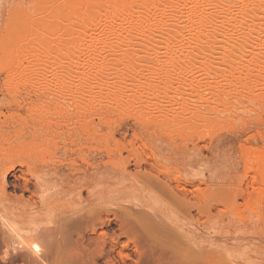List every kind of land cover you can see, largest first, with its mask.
<instances>
[{"label": "rangeland", "instance_id": "1", "mask_svg": "<svg viewBox=\"0 0 264 264\" xmlns=\"http://www.w3.org/2000/svg\"><path fill=\"white\" fill-rule=\"evenodd\" d=\"M62 1L17 0L11 11L27 6L24 11L36 17L45 6L55 19L65 8L66 11L71 4H76L65 18L60 17L64 18L63 25H76L72 27L75 31L55 29L56 21L42 28L43 24L42 27L32 23L30 26V20L20 19L22 16H13L8 21L0 17V264H66L60 257L69 253H85L83 258L86 259L92 251L93 255L99 251L97 240L103 232L116 240L117 247L110 251L112 245L107 243L97 264L113 259L119 261L117 252L129 239L121 235L120 220L116 218L125 211L130 216L139 215L142 223H150L154 218L149 222V215H146L148 221L142 219L145 217L138 206L144 205L164 221L167 218L181 220L184 228L191 231L189 236L196 235L197 241L209 243L219 237H232L234 240L230 243L240 245L244 250L240 248L242 255H248L245 258L239 250H233L245 259L236 261L258 262V257L264 253V33L250 36L245 32L241 36L227 32L213 39L211 36L213 29L222 25L224 14L236 17L241 12L249 14L257 8L254 4L260 3L256 0L178 2L175 14L186 7L184 16H180L184 20L164 16L159 19L168 21L171 30L179 20L183 22L181 25L178 22L176 27L183 25V28L196 21V27H206L204 32L211 34L209 39L214 41L209 45L205 43L208 39L197 41L192 35L197 36L198 27H193V23V28L188 27L193 29V34H187V30L182 33L187 34L186 40L189 35L190 42L185 40L181 47L189 44L195 48L184 49L179 45L177 48L182 49L179 53L174 46L170 54L167 49L174 44L165 48L168 41L164 42L163 37L167 34L148 32L144 36L141 31L135 34L130 30L127 33L132 27L148 28L155 24L157 18L140 17L137 11L146 4L149 10H154L159 4L157 0H133L131 4L127 2L128 7L119 5L120 15L114 13L116 8L111 10L109 3L103 5L104 8L98 6L100 0H95L96 8L87 7L88 2L79 4L78 0H64L69 2L65 7ZM163 2L169 3L168 0ZM198 9L209 17L207 20L196 17L190 22L189 15ZM237 23L232 21L230 25L235 28ZM108 26L115 28L107 33ZM116 28L120 32H116ZM41 34L46 44L40 42ZM130 37L135 43L151 42L154 37L162 39L164 44L159 42L158 48L155 39L152 41L155 45L147 43L148 47H144V43H140L142 47L137 46L139 43L134 47L121 46V41ZM197 42L204 49L198 47ZM111 43H115L111 45L115 48L117 44L124 49L107 51ZM151 45L156 49H149ZM175 51L178 52L175 54ZM62 77L66 81L65 89L57 81ZM29 90L46 91L48 96H33L23 101L22 97ZM61 90L63 95L58 96ZM212 144L215 149H211ZM217 153L220 160L209 162ZM141 160L139 168L135 167L136 161ZM42 167H50L52 191L50 197L41 202L32 173ZM153 176L181 194L177 189L179 184L193 202V191H200L203 199L200 197L202 200L198 201L209 202L207 205L212 204L216 210L211 209L208 217H199L196 211H183L181 203L163 186H157ZM176 178L181 182L174 181ZM239 191L251 195L235 199L234 193ZM216 193L219 198L215 197ZM91 210L93 214L96 211L94 220L99 219L95 223L90 221L93 220ZM76 214L80 217L87 214L92 219L81 218L89 224L80 219V227L76 225L75 230L71 221ZM133 216L131 218L137 222L138 217ZM3 222L11 225L15 232L6 230ZM66 227L71 228L69 236L70 230ZM50 229L53 233L45 232ZM55 230L67 231V238H72L63 242L55 235ZM52 240L61 250L51 244ZM62 242L72 249L67 247L66 250ZM42 245L52 249L42 248ZM133 247L130 242L129 249L125 250L130 261L137 259ZM76 248L80 252H76ZM28 251L37 252L41 261H28ZM130 261L126 263L132 264Z\"/></svg>", "mask_w": 264, "mask_h": 264}, {"label": "bare ground", "instance_id": "2", "mask_svg": "<svg viewBox=\"0 0 264 264\" xmlns=\"http://www.w3.org/2000/svg\"><path fill=\"white\" fill-rule=\"evenodd\" d=\"M60 1V0H59ZM62 1V0H61ZM64 1V0H63ZM62 1V3H64L63 4V6H65V4H68V3H65V1L63 2ZM68 1V0H67ZM75 1V0H74ZM93 2L94 4H92V3H90V2ZM98 1V0H97ZM130 1V3H128V4H131L132 3V1L133 0H100V2L98 1V6L99 5H102V7L101 8H104L103 7V5H105L106 3H107V5H108V3H109V5L111 6V10H112V7H114V8H116V10H115V12L114 13H116V14H119V12H121L120 11V9H118L119 7V5H127V7H128V4H127V2H129ZM144 1H147V0H144ZM157 1H159V4L158 5H156L155 6V8H154V10H149L148 8V4H146V5H141L140 7H142V8H140V9H138V15H140V17H155V18H157V20H156V22H155V26L154 25H152V26H150V27H148V28H141V27H132L131 29H128L127 30V33H128V31L130 30L132 33H133V31H135V34H136V31H141L142 33H140V34H145L144 36H146V34H148V32H149V34H151V33H158V32H160V34L161 33H164V34H167V36H165V37H168L167 39L165 38V37H163L165 40H164V42L166 41H168L167 43H165V48H168L169 46H170V44H174V45H171V47L169 48V49H167V51H171V49L173 50L174 49V46H176V48L175 49H177V50H180V52L179 53H181V51H182V49H178L177 48V46L179 47V45H180V47L179 48H182L181 47V45H182V43H184L185 44V37L187 36V34H189V32H192V34H193V27H196V25H195V22L196 21H192V19L193 20H196L197 18L196 17H198L200 20H202L203 18H205L206 20H207V18L209 17L207 14L208 13H206L204 10H201V11H199L200 9H198V11H195L194 13H191L190 15H189V17L191 18V19H189V21L191 22L192 21V25H193V23H194V26L192 27V25H191V23L189 22V21H187L188 23H190L189 24V26H191L192 28H188V27H186L185 26V28H183L182 26H177L176 27V25L178 24V22H180V25H181V22H183V18H180V16L182 17V15H183V13L185 12V10H186V7H182L179 11H178V14H175V12H176V8L178 7L177 6V4H178V2H185L184 0H168L169 1V3L167 4V5H165L164 4V2H163V0H157ZM259 2L260 4H256L255 2V4H254V6H256L257 5V8H254L253 10V12L252 13H243V12H241L237 17L235 16V15H233V14H231V13H226V14H224L223 16V19L221 20V23H222V25L221 26H217L216 28H214L213 30V36H211L212 37V39L213 38H215L216 37V35H218V34H221V33H227V32H235V33H240V35L242 34V33H245L246 32V35H247V33H248V35L250 34V36H252L251 34H258V33H261L262 35H263V33H264V0H256V2ZM77 2V1H76ZM89 3V5H87L88 3ZM147 2H149V0L147 1ZM146 2V3H147ZM77 3H79V4H84V3H86V5H87V7H89V6H92V5H94L95 6V4L97 3H95V0L93 1V0H78V2ZM125 3V4H124ZM143 4H145V2H143ZM155 4V3H154ZM253 4V3H252ZM17 5V0H0V17L1 16H3L4 17V19L6 20V21H8V20H10L13 16H17L18 18L20 17V16H22V17H20V19H22V18H24L23 20H25V21H28V19L30 20L29 21V23H30V26H31V23L32 24H35L34 26H38L39 25V27L41 26L42 28H44V24H46V23H48V22H51L52 23V21H56L57 22V24L55 25L56 26V28L53 26V28H55V29H60V30H65V31H70V29H72L71 31H75L72 27H74V26H76V25H63L64 23H63V20H64V18L68 15L67 14V12H69V13H71V10H72V8L73 7H75V6H77L76 4H71V7L70 8H68V10L69 9H71L70 11H68V10H66L65 11V9H64V12H61V16L60 17H64V18H60L59 16V18H56L55 17V19H54V17L53 18H51V12L48 10V8L47 7H45L44 6V8H41L42 10L40 11V12H38V14L36 15V17L34 16V17H32L31 15H29L27 12H25L24 11V9L27 7H22V8H20L19 10L18 9H16V10H13V11H11V9H12V7H15ZM97 5L95 6V8L97 7ZM180 5V4H179ZM68 6V5H67ZM129 6H131V5H129ZM30 7H31V5H30ZM66 7V6H65ZM79 7V6H78ZM87 7H85V8H87ZM127 7H124V8H127ZM148 7V8H147ZM188 7V6H187ZM9 8V9H8ZM77 8V7H76ZM80 8V7H79ZM78 8V9H79ZM8 9V10H7ZM22 9V10H21ZM90 9H92V8H90ZM122 9H123V7H122ZM26 10V9H25ZM28 10H30V9H28ZM82 10V9H81ZM84 10V9H83ZM89 10V9H88ZM93 10H96L97 11V9H94V7H93ZM93 10H89L90 12H91V14H93V15H95V13H94V11ZM101 10H105V9H101ZM126 10V9H125ZM124 10V11H125ZM128 11H130L131 9H127ZM73 11H76V10H74L73 9ZM86 11H87V9H86ZM93 11V12H92ZM35 12H37V11H35ZM104 12V11H103ZM107 12V11H106ZM131 12V11H130ZM133 12V11H132ZM87 13V12H86ZM108 13H109V11H108ZM122 13V12H121ZM128 13V12H127ZM134 13V12H133ZM132 13V14H133ZM113 14V13H112ZM116 14H113V15H116ZM19 15V16H18ZM90 15V14H89ZM120 15V14H119ZM211 15V14H210ZM29 16H31V17H29ZM91 16V15H90ZM168 17L169 19L171 18L172 20H177L178 18H180V19H183L182 21L181 20H179V21H175L176 22V24H175V29L173 28V30H171L172 28H169L168 27V21H166V20H163L164 18H162V19H159V18H161V17ZM184 16V15H183ZM218 16V15H217ZM29 17V18H28ZM246 17H248V19L246 20L245 18ZM17 18V19H18ZM167 18V19H168ZM177 18V19H176ZM194 18H196V19H194ZM214 18H215V16H214ZM13 19V18H12ZM11 19V20H12ZM52 19H54V20H52ZM205 19H204V21H205ZM232 21L234 22V21H236V23L238 24H236L237 26L235 27V28H233V26H231L230 24L232 23ZM56 22H54V24L56 23ZM187 22L185 23V21H184V23H185V25L187 24ZM203 22V21H202ZM27 24H28V22H26ZM39 23V24H38ZM201 23V22H200ZM248 23H249V25H248ZM66 24V23H65ZM246 24H247V26H246ZM50 25V24H49ZM33 26V25H32ZM46 26V25H45ZM98 26V25H97ZM200 26H202V25H200ZM71 27V28H70ZM179 27V29H177ZM198 27V31H196V33H197V36L196 35H192L193 37L195 36L196 38H198L197 39V41L199 40V42H201L202 40H204V39H208L205 43H207L208 45L210 44V43H213V41L214 40H212V42H211V39H209V36L211 35V34H209V36H208V34H206V32H204V31H206L205 29H206V27H200L199 28V25L197 26ZM196 27V28H197ZM48 28H49V26H48ZM51 28H52V26H51ZM69 28V29H68ZM92 28V27H91ZM97 28V27H96ZM113 28H115V27H107L106 28V32L107 33H109L108 31L110 30L111 31V29H113ZM118 28V27H117ZM117 28H116V32L117 31H119L120 32V30L118 29L117 30ZM182 28V29H181ZM196 28H194V29H196ZM47 29V28H46ZM50 29V28H49ZM82 29V28H81ZM81 29H78L79 31L81 30ZM84 29V28H83ZM100 29V28H99ZM103 29H105V28H103ZM44 30V29H43ZM77 29H76V31H78ZM84 30H86V29H84ZM84 30H81L80 32H83L84 33ZM92 30V29H91ZM93 30H94V28H93ZM114 30V29H113ZM112 30V31H113ZM184 30H187V31H185V32H187V34L186 35H184V34H182V33H184ZM49 31H51V30H49ZM78 31V32H79ZM102 31V30H101ZM104 31V30H103ZM97 32V31H96ZM121 32H123V30L121 31ZM131 32H129V33H131ZM139 32H137V33H139ZM147 32V33H146ZM174 32V33H173ZM46 33H47V31H46ZM50 34H51V32H50ZM49 34V35H50ZM172 35V37H173V39H174V37H176L177 39L175 40H173L172 39V37H170L169 35ZM184 35L183 37H182V35ZM261 34H259V35H261ZM42 35H44V34H41V43H45L46 44V41L45 42H42ZM174 35V36H173ZM150 36V35H149ZM152 36H153V34H152ZM156 36V35H155ZM154 36V37H155ZM241 36H243V35H241ZM264 36V35H263ZM44 38H45V36H43ZM47 37H49L48 35H47ZM46 37V38H47ZM154 37H151L152 39H150L151 40V42L149 41H147L146 43H144L145 41L143 40V42H134L133 40V37H130L127 41L125 40L124 42L123 41H121V43H123L122 45L118 42L117 44H120L121 46H127V47H134L137 43H139V44H137V46H140V47H142V45H140V43H144L143 45H144V47H148L147 46V43H153L152 41H154L155 39L157 40V38H155L154 39ZM161 37V36H160ZM194 37V38H195ZM210 37V38H211ZM49 38H51V37H49ZM184 40H183V39ZM189 40H190V38H189V35H188V37H187ZM130 39H132V40H130ZM47 40V39H46ZM49 40V39H48ZM130 40V41H129ZM162 39H160V40H157V41H155V42H157L156 43V45L153 43V45H155V46H157L158 45V43L160 42H162V44H164L163 43V41H161ZM170 40V41H169ZM189 40H186V41H189ZM191 40H192V38H191ZM173 41H177V42H173ZM194 41H196L195 39H194ZM125 42H126V44H125ZM190 42V41H189ZM188 42V43H189ZM192 42V41H191ZM199 42H197L198 43V45L200 44ZM204 42V41H203ZM187 43V42H186ZM40 44V43H39ZM38 44V45H39ZM109 44V43H108ZM114 44V46H115V43H113ZM112 43L109 45L110 47H108V50L107 51H109L110 49H111V51L110 52H112V50L115 48L114 46H111V45H113ZM116 44V47L117 48H115V51L117 50L118 51V48H119V50L120 49H124L123 47H119V45H117ZM146 44V45H145ZM161 44V45H162ZM168 44V45H167ZM194 44V43H193ZM192 44V45H193ZM195 44H196V42H195ZM44 45V44H43ZM107 45V44H106ZM153 45H151V46H153ZM201 45H202V43H201ZM108 46V45H107ZM150 46V48L149 49H156L155 48V46H153V47H151ZM164 46V45H163ZM163 46H161V48H163ZM168 46V47H167ZM172 46H173V48H172ZM187 46H189V44L188 45H186V46H184V49H186L187 48ZM191 46V45H190ZM190 46H189V49H190ZM193 46H195V45H193ZM214 46V45H213ZM103 47V46H102ZM158 47V46H157ZM186 47V48H185ZM196 47H197V45H196ZM198 47H200V48H202V47H204L203 45L202 46H198ZM212 47V46H211ZM105 48H107L106 46H105ZM104 48V49H105ZM113 48V49H112ZM136 48V47H135ZM158 48H160V47H158ZM193 48H195V47H192L191 46V49H193ZM205 48H207V46L205 47ZM209 48V47H208ZM132 49V48H131ZM153 49V50H154ZM202 49H204V48H202ZM103 50V49H102ZM133 50H134V48H133ZM114 50H113V52H115ZM121 51V50H120ZM124 51V50H123ZM169 51V52H170ZM112 52V53H113ZM168 52V53H169ZM176 52H178V51H175V54H176ZM193 52V51H192ZM117 53V52H116ZM115 53V54H116ZM173 53V51H171L170 52V54H172ZM114 55V54H113ZM38 69H41V68H39L38 67ZM170 77V76H169ZM168 78V77H167ZM82 79V78H81ZM86 80H87V78H85ZM177 79V78H176ZM175 79V80H176ZM65 79H63V77H62V79H58L57 81H58V84L59 85H61L62 86V88H64V86H65V83L64 82H66V81H64ZM83 80V79H82ZM83 82V81H82ZM65 89V88H64ZM45 95H47L48 96V93L46 92V91H40L39 92V90H35V91H32V90H29V91H27L26 92V95L24 96V97H22V99H23V101H25V99H27V98H31V97H33V96H43V97H45ZM63 95V90H61V91H59V93H58V96H62ZM58 109V108H57ZM46 111V110H45ZM44 112V111H43ZM42 112V113H43ZM50 113V112H49ZM40 114V113H39ZM41 116L43 115V114H40ZM62 116V115H61ZM60 116V117H61ZM44 117H47V115L45 116L44 115ZM29 123V122H28ZM61 124V123H60ZM26 125H29V124H26ZM62 126V125H61ZM46 134V133H45ZM44 138V137H43ZM219 141V140H218ZM214 144H212L211 145V149H215V148H213L212 146H213ZM133 148V147H132ZM220 149V148H219ZM133 150V149H132ZM220 154V153H219ZM219 154L217 153L216 155H214L213 156V158L212 159H209V162H215V161H218V160H220V159H218L219 158ZM142 162V160L140 161V162H137L136 161V164H135V167L136 166H138V168H139V166H140V163ZM145 164V163H144ZM222 166H223V164H222ZM154 167V166H153ZM220 168V167H219ZM10 169H13V167H11ZM9 169V170H10ZM224 169H226V168H224ZM204 170H208L207 169V167L204 169ZM161 170H159L158 172H160ZM163 171V170H162ZM161 171V172H162ZM155 172V171H154ZM158 172H156V173H158ZM165 172V171H164ZM164 172H162V173H164ZM225 172V171H224ZM49 173H50V167L49 168H44V167H42V168H40V169H38V170H36V171H34L33 173H32V179H34L35 180V182H36V186L35 187H37L38 188V190H39V193H40V201L42 202V201H44L45 200V198H47V197H50V195H51V191H52V188H51V185H50V182H49ZM151 174V173H150ZM166 174V173H165ZM165 174L163 175V176H165ZM202 174H203V171H202ZM147 175V174H146ZM168 175V174H167ZM169 176V175H168ZM149 177V176H148ZM151 177L152 176H150V178L149 179H151ZM154 177V176H153ZM23 179V178H22ZM26 179V178H25ZM24 179V180H25ZM149 179H148V181H149ZM152 180H154V182H156V183H158V185L157 186H163L164 187V190L165 189H167V192H169V194L170 195H172V197L174 196V199L176 198V200H178L180 203H181V208H182V210L184 211L185 210V212L187 211L188 213H191V212H193V211H196L197 212V214L199 215V217H201V216H204V215H207V217H208V215L209 214H211V209H215V207L214 208H212V204L211 203H213V202H211L210 204H211V206H208L209 205V202L207 203V204H203V202L201 203L200 201L203 199L200 195H202L201 194V192L200 191H193V196H192V198H194L195 199V202H193V201H190V198H189V196L187 195V190L185 191V189L183 188V189H181V186H179V184L178 183H180V182H178V179L176 178V179H174V181L176 180L178 183V188L175 186L174 188H177L178 190L180 189V193L181 194H178L179 192L178 191H175L174 189H172L170 186H169V183L168 184H166V182L165 183H161V181L158 179V177L156 176V177H154ZM170 180H171V178H170ZM25 181H28V180H25ZM24 181V182H25ZM168 181V180H167ZM172 181V180H171ZM150 182V181H149ZM149 182H147L148 184H149ZM153 182V181H152ZM26 183V182H25ZM28 183V182H27ZM28 185V184H27ZM181 185V184H180ZM26 186V185H25ZM162 187V188H163ZM27 187H25V189H26ZM37 188H36V190H37ZM176 189V190H177ZM27 190V189H26ZM26 190H24V191H26ZM28 191V190H27ZM178 192V193H177ZM189 192V191H188ZM38 193V192H37ZM189 194V193H188ZM219 194V193H218ZM217 193H216V195H215V197H217L218 196V198H219V196L220 195H218ZM249 193H247V192H245V191H239V192H236V193H234V198L236 199V198H243L244 199V197L246 198V197H249V196H247ZM39 195V194H38ZM37 195V196H38ZM249 195H251V194H249ZM213 196V195H212ZM202 199H201V198ZM214 197V196H213ZM222 197V196H221ZM96 198V197H95ZM201 199V200H200ZM198 200H200V201H198ZM48 201V200H47ZM204 201V200H203ZM215 203V202H214ZM215 204H217V203H215ZM214 205V204H213ZM145 206V205H144ZM144 206H138L142 211H143V217H145V218H142V219H146L148 216H146V215H149V222L150 223H146L145 221H144V223H142L141 221L142 220H140V218H139V215L137 216V215H135L134 213V216L133 215H131V216H133L134 217V219L136 218L137 219V217H138V220H140V221H138L137 220V222L135 221V220H133V218H131V216L127 213V212H125L124 211V213H122V215L120 216V215H118L119 217H122V219H118V218H116L115 217V215H114V217L117 219V220H120V227H121V230H122V234L121 235H124V236H127L128 237V242L125 244V245H123L122 244V246H121V250L120 251H118L117 253L119 254V261H117V260H115V259H113V260H109V261H106L105 262V264H118L119 262L120 263H122V264H127L126 263V261L128 260V261H130L129 259H130V256H129V254H127V253H125V250H128L129 249V243L130 242H132V244H134V247H133V249H134V252L137 254V259H135V261H133L132 259V261H133V263L132 264H240V263H242V262H239V260L241 259V260H243L244 259V257L245 258H247V253H246V255H244V257H241L240 258V255L238 254V253H236L237 254V256H239V257H237L236 256V254H235V252H237V251H233V250H239L238 252L239 253H241V256H243L242 255V253H244V252H240V248H241V251H244V250H242V247H240L239 248V246L240 245H237V244H232V243H230V241H232V240H234V238H232V237H225V238H222V237H219V238H216V239H213L212 240V242H209V243H205V242H202V241H197L196 240V238H198V237H196V235H194V236H189V233L191 232V231H187L185 228H184V226H183V224H181V220H178V219H171V218H167V220L166 221H164V220H162V218H158V217H156V215H154L153 213H152V211L151 210H147V209H145V207ZM215 206H220V204L219 205H215ZM216 207V208H217ZM108 208H110V207H108ZM138 208V209H139ZM93 209V208H92ZM97 209V208H96ZM106 209V208H105ZM119 209V208H118ZM94 210H95V208H94ZM94 210L92 211L91 210V214H93L92 212H94ZM99 210V209H98ZM107 210V209H106ZM127 210V209H126ZM129 210V209H128ZM145 210V211H144ZM216 210V209H215ZM104 211V210H103ZM102 211V212H103ZM108 211H109V209H108ZM130 211V210H129ZM219 211H222V210H220L219 209ZM106 212V211H105ZM113 212V211H112ZM112 212H111V214H112ZM195 212V213H196ZM213 212V211H212ZM78 213V212H77ZM81 213V212H80ZM89 212H87V214H88ZM97 213H98V211H97ZM109 213V212H108ZM187 213V214H188ZM218 213H221V212H218ZM75 214V213H74ZM85 214V216H83L84 218L87 216V218H86V220H88V215L90 214ZM90 214V215H91ZM94 214H96V211H95V213ZM94 214L92 215V218H93V216H94ZM99 214H100V212H99ZM98 214V215H99ZM106 214H107V212H106ZM105 214V215H106ZM123 214H124V217H123ZM152 214V215H151ZM72 215V214H71ZM77 215V216H76ZM75 216V218L74 219H72V224H74V226H75V228H74V226L72 225V227H73V229H75L76 230V225L78 226V224L80 223V219L81 218H83V217H80V214H76ZM79 215V216H78ZM108 215V214H107ZM189 215V214H188ZM82 216V215H81ZM130 216V217H129ZM152 216H154V217H152ZM74 217V216H73ZM77 217H79V218H77ZM100 217V216H99ZM98 216H97V219L99 218ZM141 217V216H140ZM150 217H152V218H150ZM71 218H72V216H71ZM91 218V216L89 217V220L90 219H92ZM101 218V217H100ZM131 218V219H130ZM82 220V219H81ZM85 220V221H86ZM88 220V221H89ZM99 220V219H98ZM97 220V221H98ZM104 220V219H103ZM103 220L101 221V222H103ZM108 220V219H107ZM134 222H132V221ZM147 220V219H146ZM79 221V222H78ZM83 221V220H82ZM82 221H81V223H82ZM85 221H83L84 223H85ZM90 221H94V223L95 222H97L96 221V217H95V220H94V218H93V220H90ZM148 221V220H147ZM130 222V223H129ZM83 223V224H84ZM86 223L87 224H89V222H87L86 221ZM91 223V222H90ZM93 223V222H92ZM225 223V222H224ZM82 224V225H83ZM3 225L4 226H6V230H8V231H10V232H15L14 231V229L11 227V225H9L8 223H4L3 222ZM80 225V224H79ZM81 225V226H82ZM86 225V224H85ZM93 225V224H92ZM91 225V226H92ZM96 226V225H95ZM70 227H71V224H70ZM78 227H80V226H78ZM67 228V227H66ZM66 228H64V230H67ZM242 228V227H241ZM245 228H246V226H245ZM59 229V228H58ZM71 228H69L67 231H69ZM91 229H92V227H91ZM94 229V228H93ZM52 230L53 229H50L49 231L47 230V231H45V232H51V233H53L52 232ZM244 230V229H243ZM56 231V230H55ZM59 230H57L56 232H57V234H55L56 236H58L60 239H62V241L63 242H67L66 240L68 239V240H70L71 238H72V236H70L69 238H67L69 235H71V230H70V232L68 233L67 231H64L63 232V230H60L59 232H58ZM92 232H93V230H91ZM66 232H67V234H68V236H67V234H66ZM74 232V231H73ZM9 233V232H8ZM51 233H49V234H51ZM95 233V232H94ZM158 233H159V236H158ZM239 233V232H238ZM73 234V233H72ZM156 234H157V236L159 237H156ZM161 234V235H160ZM229 234V233H228ZM15 235H18L19 236V234H15ZM101 235V234H100ZM240 235V234H239ZM21 236V235H20ZM56 236H54V242H56V239L55 238H57ZM109 235H108V233H106V232H103L102 233V235H101V237L100 238H98L99 240H97V241H99V243H98V246L99 247H97L98 249H99V251H96L97 253H95V255H93L94 253H93V251L88 255V257L85 259V258H83L84 257V255H85V253H84V255L83 254H77V255H74V254H76V253H72L73 254V258H72V254H68L66 257H71L69 260H68V258H66V257H60V258H63V263H66V264H68V263H72V262H74V264H97V258L98 257H102V255L104 254V250H105V245L107 244V243H110V245H112V248H111V250L110 251H113L116 247H117V243L114 241V239L113 238H110V237H108ZM66 237V238H65ZM154 239H153V238ZM21 240H23L24 241V239H23V235L21 236ZM64 238V239H63ZM178 238H180L181 240H178ZM66 239V240H65ZM74 240V239H73ZM236 240H238V239H236ZM6 241V240H5ZM4 241V242H5ZM57 241H59V240H57ZM52 242H53V240H52ZM51 243V241H50V243L51 244H56V243ZM63 242H62V244H63ZM60 243V242H59ZM69 243V242H68ZM71 243V242H70ZM69 243V244H70ZM73 243V242H72ZM77 243H79V242H77ZM61 244V243H60ZM68 244V245H69ZM97 244V243H96ZM66 246V250H67V247H68V249H72L71 248V246L69 247V246H67V244H63L62 246ZM75 245H76V243H75ZM119 245V244H118ZM55 246V245H54ZM54 246H53V248H54ZM60 246V245H59ZM55 247H57V246H55ZM73 248H75V246H72ZM42 248H46V249H52V248H50V247H46L45 245H44V247H43V245H42ZM58 248V247H57ZM78 248H79V246H78ZM29 249V248H28ZM243 249H245L246 250V248L244 247ZM248 250H250L249 249V247L247 248ZM30 250V249H29ZM33 250V249H32ZM58 250H61L60 249V247L58 248ZM69 250V251H70ZM74 251H75V249H73ZM79 250V249H78ZM77 250V248H76V252L78 251ZM95 250H97V249H95ZM247 250V251H248ZM54 251H56L55 249H54ZM110 251H109V253H110ZM246 251V252H247ZM60 252V251H59ZM78 252H80V250L78 251ZM234 252V253H233ZM58 253V251H56V254ZM81 253H83V252H81ZM99 253V254H98ZM112 253V252H111ZM249 253H250V251H249ZM98 254V255H97ZM257 254V253H256ZM71 255V256H70ZM83 255V256H82ZM57 256V255H56ZM61 256V255H60ZM41 257V256H40ZM43 257V256H42ZM26 258H27V260L28 261H35V262H38V260H40L41 261V259H39V256H38V254H37V252L35 253V252H32L31 251V253H30V251H28L27 253H26ZM56 258H58V257H56ZM64 258L65 259H67V261L65 262L64 261ZM259 259H258V262H256V263H254V261L253 262H251V263H249V264H264V253H262L261 255H260V257H258ZM6 261L7 260H9V257H5L4 258ZM236 259H239L238 261H236ZM249 259H250V257H249ZM4 260V261H5ZM71 260V261H70ZM245 260V259H244ZM248 260V259H247ZM254 260V259H253ZM132 261H130V262H132ZM251 261V259L249 260V262ZM43 262V261H42ZM39 263V262H38ZM60 263H61V261H60ZM70 263V264H71ZM243 263H247V262H245V261H243ZM242 263V264H243ZM45 264V263H44ZM73 264V263H72ZM128 264H129V262H128Z\"/></svg>", "mask_w": 264, "mask_h": 264}]
</instances>
